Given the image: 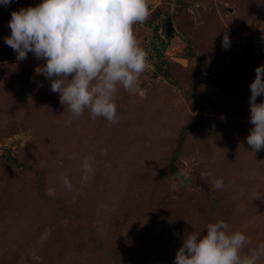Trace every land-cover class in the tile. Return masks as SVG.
I'll use <instances>...</instances> for the list:
<instances>
[{"label":"rangeland","instance_id":"rangeland-1","mask_svg":"<svg viewBox=\"0 0 264 264\" xmlns=\"http://www.w3.org/2000/svg\"><path fill=\"white\" fill-rule=\"evenodd\" d=\"M40 2L0 5V264H173L185 235L217 220L249 237L246 252L264 242V198L252 196L264 197V150L247 144L249 85L264 65V0H149L135 33L154 57L135 93L118 92L114 125L87 111L66 124L67 106L38 74L44 61L29 53L17 62L4 43L12 11ZM157 9L177 28L163 48L168 74L154 77ZM85 157L95 158L92 172ZM202 171L225 187L213 191Z\"/></svg>","mask_w":264,"mask_h":264},{"label":"clouds","instance_id":"clouds-1","mask_svg":"<svg viewBox=\"0 0 264 264\" xmlns=\"http://www.w3.org/2000/svg\"><path fill=\"white\" fill-rule=\"evenodd\" d=\"M12 0H0L8 7ZM150 16L149 0H41L35 6L11 13L10 35L4 43L16 54L17 62L25 61L31 53L43 60L38 74L51 81V91L59 93V101L70 113L66 124L80 119L85 111L91 119H105L109 125L119 123L116 103L121 88L129 93L138 90L141 76L150 67L149 54L141 45L135 25ZM227 33L222 48H230ZM250 118L253 125L247 144L253 152L264 150V65L255 68L250 83ZM106 154V152L104 153ZM94 157H85L82 168L93 171ZM182 180L187 177L178 172ZM201 180L211 179L212 190L225 187L223 178L200 173ZM63 186L73 185L67 176ZM49 189L46 195H53ZM253 199L262 193L253 190ZM242 231L231 230L224 220L210 222L204 234L192 231L183 238L173 264H261L264 242L254 248Z\"/></svg>","mask_w":264,"mask_h":264},{"label":"trees","instance_id":"trees-1","mask_svg":"<svg viewBox=\"0 0 264 264\" xmlns=\"http://www.w3.org/2000/svg\"><path fill=\"white\" fill-rule=\"evenodd\" d=\"M177 3V1H176ZM179 12L178 6L174 9V13L173 16H177ZM162 14V10L157 9L156 11H154L152 17L153 19H155L157 17V22H155L154 24H152L153 27V34L155 35V44L154 46H156L155 50H156V56H155V62L153 64L154 69L152 72V75L154 77H158L160 75L162 76H167L168 74V70L166 67L167 64V59L164 58L163 56V48L169 43V37L171 36V34L175 33V30L177 28V26L174 27L173 24V20L171 18V13H169V11H167L166 13L163 14L162 17H159ZM151 23V22H150ZM176 25V24H175ZM165 27V29H163L162 27ZM154 57V53H151L149 55V58ZM151 60V59H150ZM202 109V108H200ZM199 109V113L197 115V118H192V120H190L189 122H187L183 127L182 130L180 132V135L178 137V144L176 149L174 150L172 156H171V160H175L178 156L179 150L182 146V144L184 143L185 140V136L187 134V131L192 128L197 126L200 122V119L202 117V110ZM9 159H11L12 163H17L18 164V160H16V158L10 157Z\"/></svg>","mask_w":264,"mask_h":264}]
</instances>
